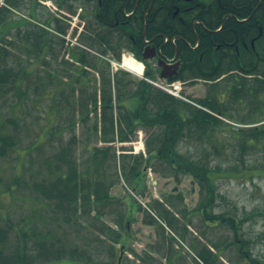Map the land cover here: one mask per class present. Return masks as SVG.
Wrapping results in <instances>:
<instances>
[{
    "label": "trees",
    "instance_id": "1",
    "mask_svg": "<svg viewBox=\"0 0 264 264\" xmlns=\"http://www.w3.org/2000/svg\"><path fill=\"white\" fill-rule=\"evenodd\" d=\"M84 1L95 3L92 6L97 18L96 24L92 28L86 27L79 38L87 48H91L88 51L90 54L93 49L98 54L88 55L89 53L81 49L79 59L83 72H86L89 66L102 73L100 97L95 90L92 102L94 111L97 112L99 107L101 112L99 123L93 126L98 139L111 143L117 134L118 140L129 141L138 127L152 130L146 141L148 156L141 152L127 155L129 161L126 163L125 172L132 182V187L137 188V192L146 189L142 181L147 172L144 170L145 167H154L155 160L170 166L172 173L163 174L173 176L176 181H181L182 176H191L200 186L201 198L196 211L202 213L205 220L218 221L234 229L233 240L241 257L247 260L248 264H264V261L251 251L250 239H244L239 232V222H244L247 215L241 219L236 210L216 214L213 212V204L218 196V179L254 172V169L245 165V151L255 149L264 153V0H102L101 6L98 0ZM2 2L0 1V89L15 86L22 95L24 90L20 85L23 77L19 76V70L9 65L7 58V47L14 42L7 41L5 34L11 28L17 27L19 37L36 40L35 43L27 45L28 50H34L40 46L42 49L43 46H52L49 45L50 38L46 36L50 31L35 23H30L33 27H28L26 19H10L13 12L11 9H18L19 2ZM127 13L131 15H125ZM31 17L35 18L34 12ZM63 27L57 25L55 30L64 35ZM145 39L151 40L160 55L177 56L181 60L179 73L171 80L192 79V83L199 79L204 80L210 83L211 94L199 98L198 105H195L173 96L145 79L132 81L128 78L130 75L127 71L114 73L113 79L110 62L104 55L113 52L114 57L120 60L122 49L127 47L142 60L140 55L146 45ZM145 64V75L156 79V69L149 61H145ZM221 80L225 81V84L220 83ZM228 84L231 85L229 90ZM223 88L228 90L227 93L224 90V95L221 92ZM230 101L250 104L249 117L243 120L247 127H234L217 115L228 117ZM57 111L58 108L55 112ZM229 118L234 122L236 120L232 115ZM7 121L12 120L5 119L0 123V157H5L19 141L18 133L4 132ZM75 123H70L68 128L75 126ZM226 126L231 127L230 136L221 133ZM65 127H62V130L66 129ZM220 138L240 148L238 159L242 160L243 170H239L237 165L225 168L212 163L208 156L218 152L215 141L220 143ZM76 140L74 133L67 143L62 144L50 156H46L44 166L47 173L41 178L32 176L31 180L23 181V177H19L18 173L8 179L0 174V195L3 191L12 192L14 187L18 188L22 182L29 187L33 199L43 201L48 214L45 217L47 224L44 229L26 221L16 230L14 224L0 216V264L81 262L74 259L79 250L78 246L67 249L66 245H62L59 250H53V238L59 242L63 239V226L69 221L71 223L72 217L79 221L85 215L99 222L103 216L114 212L112 205L115 200L110 194L114 183L107 181L104 168L110 146H94L95 152L90 162L96 167L95 170H92L89 164L90 168L80 171L74 154ZM185 140L201 142V146L207 143L213 145L207 146L209 149L203 148L195 157L182 156L179 146ZM119 202L122 203L121 200ZM136 202L132 199L123 202L129 212L116 213L118 215L115 221L122 226L123 233L115 230L106 233L105 236L113 243L125 241L127 223L132 221L128 218L135 209L143 210ZM150 207L162 220L174 226V215L164 201L156 200ZM93 209L96 210L94 215ZM146 214L145 223L157 226L160 229L159 234L165 235L166 229L154 215L148 211ZM52 221L58 225L48 228L47 225ZM90 224L93 225L91 222ZM109 227L102 222L100 231L103 233ZM67 253L70 257H67ZM202 254L198 256L201 264H217L211 259V256H214L212 251ZM86 258L90 261L93 259L91 254ZM111 262L110 264L122 263L117 258Z\"/></svg>",
    "mask_w": 264,
    "mask_h": 264
},
{
    "label": "rangeland",
    "instance_id": "2",
    "mask_svg": "<svg viewBox=\"0 0 264 264\" xmlns=\"http://www.w3.org/2000/svg\"><path fill=\"white\" fill-rule=\"evenodd\" d=\"M0 1L2 3L3 0ZM18 2V9H11L13 12L10 19H26L29 23L28 27H33L30 23H35L40 27L48 28L50 33L46 36L50 38L49 45L52 46H43L42 49L37 45L38 49L28 50L27 45L35 43L36 40L19 37L17 27L11 28L5 34L7 41L14 42L7 47L9 50L7 58L9 65L19 70V76L23 77L20 86L24 94L21 95L15 86H5L0 89V123L2 120L11 119V122L7 121L4 132L9 131L19 135L18 144L12 147L5 157H0V174L7 176L8 179L18 173L19 177H23V181L31 180L32 176L41 178L47 173L44 166L46 156H50L62 144L67 143L74 133L77 136L74 154L80 171L89 167V164L91 169L95 170L96 167L90 162L95 152L94 146L102 148L110 146L111 149L107 151L108 158L104 168L107 181L114 183L110 189V194L115 200L112 205L114 212L103 216L99 222L85 215L79 221L72 217L71 223L69 221L63 226L65 227L61 232V235L64 234L63 239L59 242L53 238L52 249L59 250L62 245H66L67 249L78 246L79 250L74 255V259L81 262L76 264H110L114 258L121 260V264H201L197 257L203 255L202 253L208 254L209 250L216 256L211 254L212 261L217 264H248L247 260L241 257L233 240L234 229L218 221L205 220L202 213L196 211L201 198L200 186L195 182L192 184L189 176H182L181 181L174 180L173 176H165L163 172L171 174L172 168L155 160L154 167L148 170L145 176L146 189L140 191L141 193L132 192V182L125 172L126 163L129 161L127 155L132 154L130 151H134L138 146L141 151L137 153L141 152L144 156H148L146 141L152 130L138 127L129 141L118 140L116 134V139L111 143L103 142L96 136L93 126L99 123L101 112L99 107L96 109L97 112L94 111L92 102L95 90L100 97L102 73L89 66L86 72H83L79 59L81 49L89 53L88 55L98 54L94 49L90 54L88 51L91 48H87L79 38L86 27L92 28L97 22L94 16L95 8L92 6L95 3L84 0H18ZM60 3L63 5L61 6ZM32 12L35 13V18L31 17ZM57 25L64 26V35L55 30ZM22 30L24 31L25 28ZM121 52L120 64L131 53L127 47ZM112 53L108 52L106 57L114 58ZM110 68L113 79L114 73L120 74L122 71H127L130 75L128 78L132 81L141 79L135 72L121 68L119 65ZM188 80V83L182 84V93L189 99L187 101L198 105L199 98L211 94L210 83L200 79L194 83L192 79ZM220 83L225 84V81L221 80ZM230 87L231 85L228 84V90ZM224 90L226 93L228 91L223 88L222 95L226 94ZM115 101L116 98L114 103ZM56 108H58L57 112H55ZM250 108L247 102L238 104L230 101L228 117H223V120L234 127L245 128L247 124L243 120L249 117ZM116 110L117 108L115 113ZM231 115L236 118L235 122L229 118ZM74 121L75 126L71 125L68 128V125ZM62 127L66 129L62 130ZM224 128L221 133L230 136L231 127ZM212 145L207 143L201 146V142L185 140L180 144L179 150L182 156L195 157L200 150L209 149L208 147ZM215 145L218 152L208 156L212 163L225 168L237 165L239 170H243L242 160L238 159L240 158L238 146L236 148L235 145H230L228 140L221 138L220 143L218 140L215 141ZM245 165L254 169V172L218 179V196L213 204V212L216 214L236 210L241 219L247 215L244 222H239V232L244 239H250L251 251L264 261V153L255 149L246 150ZM152 181L157 183L153 184ZM192 186L194 191H191ZM176 187L179 189L177 190ZM28 188L21 182L12 192L3 191L0 195V216L14 224L16 230L26 221L38 225L39 228L47 224L45 217L48 214L43 201L33 199ZM179 190L182 193H177ZM189 190L191 193H188ZM130 198L137 201L136 203L140 204L143 210L135 209L128 218L130 221L134 220L129 232L134 233L137 228H141V231L133 234V237H124L123 242L113 243L105 235L112 230L123 233L122 226L115 221L118 215L116 213L129 212L123 202L131 201ZM156 200L164 201L175 218L173 221L175 227L167 222L164 223L168 224L169 228L161 224L166 229L165 235L159 234L158 227L145 223L147 211L156 219L159 216L148 209V204L151 206ZM92 213L94 215L96 210L93 209ZM90 222L93 223L92 226ZM102 222L111 227L103 233L100 231ZM51 225L58 224L52 221L47 225L48 228ZM124 238L122 237L123 240ZM123 243L125 244L122 245ZM90 254L92 261L86 258ZM66 255L70 257L69 253Z\"/></svg>",
    "mask_w": 264,
    "mask_h": 264
},
{
    "label": "water",
    "instance_id": "3",
    "mask_svg": "<svg viewBox=\"0 0 264 264\" xmlns=\"http://www.w3.org/2000/svg\"><path fill=\"white\" fill-rule=\"evenodd\" d=\"M143 59H152L157 58L158 64L160 67V77L161 78H171L174 75L178 74L179 68H180V61L175 62L173 64L167 63V61L160 55H158L156 47L155 46H146V48L143 51V54L141 55ZM194 190V187L192 188Z\"/></svg>",
    "mask_w": 264,
    "mask_h": 264
},
{
    "label": "bare ground",
    "instance_id": "4",
    "mask_svg": "<svg viewBox=\"0 0 264 264\" xmlns=\"http://www.w3.org/2000/svg\"><path fill=\"white\" fill-rule=\"evenodd\" d=\"M123 66L126 67L127 69L134 71L136 74H141L142 69H143V64L140 63L137 60L131 59V58H126L124 60Z\"/></svg>",
    "mask_w": 264,
    "mask_h": 264
},
{
    "label": "flooded vegetation",
    "instance_id": "5",
    "mask_svg": "<svg viewBox=\"0 0 264 264\" xmlns=\"http://www.w3.org/2000/svg\"><path fill=\"white\" fill-rule=\"evenodd\" d=\"M98 1H99L100 6H101V5H102V0H98ZM106 11H107V8H106ZM125 15L130 16L131 14H125ZM144 180H145V178H143L142 181H144ZM177 188H178V187H176V189H177ZM134 189L137 190V188H134ZM176 189H175V190H176ZM178 189H179V188H178ZM178 189H177V190H178ZM177 190H176V191H177ZM189 192L191 193L190 190L188 191V193H189ZM177 193H182V191L179 190ZM167 207H168V206H167ZM129 228H130V227L128 226V230H129ZM137 230H138V232H140V231H141V228H140V229H136L135 231H137ZM134 233H135V232H134ZM134 233L132 232V235H133ZM134 235H135V234H134ZM150 236H151V235H150Z\"/></svg>",
    "mask_w": 264,
    "mask_h": 264
},
{
    "label": "built area",
    "instance_id": "6",
    "mask_svg": "<svg viewBox=\"0 0 264 264\" xmlns=\"http://www.w3.org/2000/svg\"><path fill=\"white\" fill-rule=\"evenodd\" d=\"M162 87H164L165 89H167L168 91H171L173 93H178L180 90V85H178V84H174L172 88L166 87V86H162Z\"/></svg>",
    "mask_w": 264,
    "mask_h": 264
}]
</instances>
